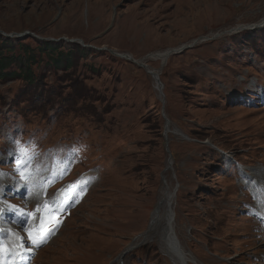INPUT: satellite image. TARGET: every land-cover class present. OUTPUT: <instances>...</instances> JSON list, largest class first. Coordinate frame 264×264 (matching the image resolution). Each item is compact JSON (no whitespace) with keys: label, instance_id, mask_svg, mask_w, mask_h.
I'll use <instances>...</instances> for the list:
<instances>
[{"label":"rangeland","instance_id":"1","mask_svg":"<svg viewBox=\"0 0 264 264\" xmlns=\"http://www.w3.org/2000/svg\"><path fill=\"white\" fill-rule=\"evenodd\" d=\"M262 21L264 0H0V36L76 40L54 43L75 69L37 70L47 100L0 80V151L12 135L83 156L31 167L85 192L33 264H173L159 235L174 213L182 264H264Z\"/></svg>","mask_w":264,"mask_h":264},{"label":"trees","instance_id":"2","mask_svg":"<svg viewBox=\"0 0 264 264\" xmlns=\"http://www.w3.org/2000/svg\"><path fill=\"white\" fill-rule=\"evenodd\" d=\"M15 41L16 43L14 40H7L2 35L0 36V80L14 79L20 82L18 90L15 92L18 95L15 100H18L23 93L28 92V95L33 98L37 90H45L46 85L37 86V82L41 83L43 80V77L37 75L39 66L47 64L48 67H52L57 72L63 70L68 72L75 69L74 63L77 56L76 52L72 51L74 47H71V53H66L60 51L58 45L50 41L35 44L34 47H30L28 41ZM76 46L80 48L78 44ZM79 52H82V50L80 49ZM82 89V85L73 86L75 93L72 92L71 94L75 95L74 97L70 96L66 101H73L80 98V95H86L87 93ZM45 91L47 100L50 90L46 89ZM57 91L56 93H58Z\"/></svg>","mask_w":264,"mask_h":264},{"label":"bare ground","instance_id":"3","mask_svg":"<svg viewBox=\"0 0 264 264\" xmlns=\"http://www.w3.org/2000/svg\"><path fill=\"white\" fill-rule=\"evenodd\" d=\"M170 55V53H164L159 56L167 57ZM123 58H126L128 60H132L130 56L123 55ZM251 177V176H250ZM255 183V182H254ZM167 201L169 200L165 199L161 202L160 207H164L167 204ZM153 220H155V224L153 226V229L150 230V232L154 231L157 228V223L159 222V218L156 215H153L152 217ZM174 218L169 220L167 224L163 227L160 226V237H159V242L164 243L165 246V254L167 257L170 258L173 264H182L183 263V256H188L181 248V246L178 243V240L175 235L174 231ZM187 252V251H186ZM189 258H187L188 260Z\"/></svg>","mask_w":264,"mask_h":264},{"label":"snow or ice","instance_id":"4","mask_svg":"<svg viewBox=\"0 0 264 264\" xmlns=\"http://www.w3.org/2000/svg\"><path fill=\"white\" fill-rule=\"evenodd\" d=\"M11 154V153H10ZM27 153H21L20 158L18 159L17 163H18V167L16 169L17 172H19L21 175H23L24 171L29 167V165L31 164V158L25 159V157L27 156ZM5 175L4 173H0V176ZM24 179L27 180L28 177L24 176ZM259 192L264 194V186L259 188ZM262 203H264V200L261 201ZM14 213H16L17 215L20 216L21 219H23L25 213L20 212L18 209H16L15 206L13 205H9L8 209ZM3 211H5L4 209H0V216H2ZM15 223V221H13ZM57 223H59V221H57ZM0 231H3V229H0ZM52 235V231H48L47 234L42 238V239H38L37 237L33 236V235H29V241L31 242L32 245H34L36 248H39L42 246V244L44 243V241L48 238V236ZM17 239L19 240L20 238L17 237ZM25 245L23 244V242H21L19 244V248L20 249H24ZM17 253L14 251H9L8 253H5L4 250V245L3 243H0V262L5 261L9 256H16ZM18 259L23 260V254H20L18 256Z\"/></svg>","mask_w":264,"mask_h":264},{"label":"built area","instance_id":"5","mask_svg":"<svg viewBox=\"0 0 264 264\" xmlns=\"http://www.w3.org/2000/svg\"><path fill=\"white\" fill-rule=\"evenodd\" d=\"M156 87H157V90H158V85H156Z\"/></svg>","mask_w":264,"mask_h":264}]
</instances>
